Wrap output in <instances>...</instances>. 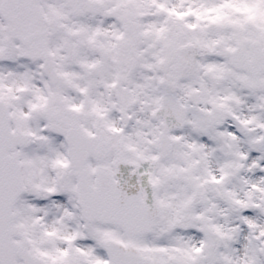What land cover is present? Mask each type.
I'll use <instances>...</instances> for the list:
<instances>
[{
    "label": "snow or ice",
    "instance_id": "6c2138e0",
    "mask_svg": "<svg viewBox=\"0 0 264 264\" xmlns=\"http://www.w3.org/2000/svg\"><path fill=\"white\" fill-rule=\"evenodd\" d=\"M0 264H264V0H0Z\"/></svg>",
    "mask_w": 264,
    "mask_h": 264
}]
</instances>
